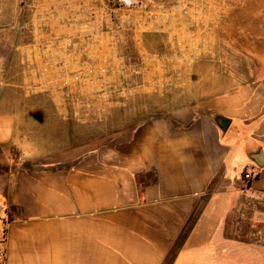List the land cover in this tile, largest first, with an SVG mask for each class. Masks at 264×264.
Returning <instances> with one entry per match:
<instances>
[{
	"label": "crops",
	"instance_id": "crops-1",
	"mask_svg": "<svg viewBox=\"0 0 264 264\" xmlns=\"http://www.w3.org/2000/svg\"><path fill=\"white\" fill-rule=\"evenodd\" d=\"M24 3L50 13L49 28L26 30L48 37L29 44L33 67L63 79L58 69L84 59L81 49L74 60L65 19L90 0ZM246 3L198 0L171 13L177 26L166 14L147 23L149 50L159 37L170 51L176 37L191 53L167 82H194V92L130 91L92 109L75 108L68 89L21 91L25 106L0 102L5 264H264V45L248 29L261 26L264 0H252V13ZM140 97L163 107L138 108Z\"/></svg>",
	"mask_w": 264,
	"mask_h": 264
},
{
	"label": "rangeland",
	"instance_id": "rangeland-1",
	"mask_svg": "<svg viewBox=\"0 0 264 264\" xmlns=\"http://www.w3.org/2000/svg\"><path fill=\"white\" fill-rule=\"evenodd\" d=\"M24 1L0 0V77L5 79L4 86L0 87V102L6 99L9 100L11 106H25L30 100L21 91L28 94L29 89L32 90L33 87L41 89L44 94L52 98L65 94L68 89L73 91L75 97L83 96L87 98L86 102L90 104L91 108L101 107L106 103L112 104L114 102L112 99L100 100V93L103 92L114 94L119 91H138V93L148 94L161 93L163 91L174 93L178 91L185 93L196 91L197 85L194 82L188 84L183 82L169 84L167 82L169 75H174L177 80L179 69L176 64L179 58H184L183 54L177 51L174 37L167 39L168 43L165 48L169 46L170 51L163 50V42L159 37H155L153 42H149L148 47H154V50H149L145 43V33L131 30L135 27V24L132 23L130 17L119 14L115 10L111 11L117 6L112 0H106L107 23L111 24L110 22H112L113 25H115L114 23L121 24V27L126 28L123 31V35L116 37L115 41H117V44L114 42L112 48L106 47L107 55L104 70L102 71L98 66L91 68L92 72L89 74L93 78L92 82L73 83L68 86L69 88H66L60 82V79L47 74L42 68L33 67L34 59L30 51L33 50V47H29V44L46 43L48 37H35L26 30L35 27L49 28L51 26L50 13L49 8L34 13V7L30 5L26 8ZM236 1L241 2V0ZM245 1L247 2L245 11H248V13L254 12L255 5L252 4V0ZM88 6H93L96 9L97 3H90ZM110 14L115 16L112 17ZM61 23L64 22L60 20L59 24ZM260 23L261 26L257 28L256 23L251 22L248 25V29H258L257 42L259 40V43L264 45V20H260ZM20 28L22 29L20 30ZM255 36L250 34L249 40L250 38L251 40L253 38L256 39ZM78 38V36L75 37V39ZM106 40L107 42L109 41L108 37ZM109 49L113 51H109ZM89 51V59L96 63L98 61L97 50H93L91 47ZM78 52H76V58L77 54H79ZM184 75H189L188 69ZM140 98L136 106L138 108H145L149 105L148 107L159 110L163 107L164 101L161 98ZM109 104L107 106L113 107ZM74 107H82L77 103L76 99L74 100ZM97 143L95 139V141L91 140L85 145L89 144L88 148H90ZM77 148L78 151H82V147ZM75 151L77 150L75 149Z\"/></svg>",
	"mask_w": 264,
	"mask_h": 264
},
{
	"label": "built area",
	"instance_id": "built-area-1",
	"mask_svg": "<svg viewBox=\"0 0 264 264\" xmlns=\"http://www.w3.org/2000/svg\"><path fill=\"white\" fill-rule=\"evenodd\" d=\"M115 5H117L115 8H113L111 11H117L119 14H123L126 17H130L133 24H135L133 27L134 31H140L142 33H146L147 31V23H151L153 21L161 19L162 16L165 14L168 16L170 15V19L174 18L176 21L177 26V14L172 16V12L174 10H180L182 11L184 9V6L186 10L188 7H193L194 4L198 0H163L164 4H157L154 0H112ZM162 1V2H163ZM97 3V8L88 5L90 3ZM90 3L87 4V10H81L78 13L74 14V16H69L65 21L69 24L71 27V34H73V44L74 47V55L76 57V52L81 51V49L84 52V59L79 60L78 62H74V67L70 70L58 69L59 73L64 74L68 72L67 76L63 79H60V82H62L63 86L66 88H69L68 86L72 85L73 83H88L93 81V78H91L90 74L92 72L91 68L98 66L99 68L104 70L106 66V47L112 48L113 44H117V41H115L116 37L118 35H123V31L126 28L121 27V24L114 23L115 25L107 23L106 19V0H90ZM83 6V7H84ZM189 10V9H188ZM170 13V14H169ZM112 16V14H110ZM113 15L112 17H114ZM189 16V15H188ZM111 17V20H112ZM65 18V17H63ZM157 23H161L159 20ZM132 24V25H133ZM132 28V27H131ZM170 32L172 33L175 31V29L170 26L169 27ZM169 32V33H170ZM173 35V34H172ZM78 36V39H75V37ZM108 37V42H107ZM176 41L177 51L179 53H182L183 56H190V54L187 52V50L179 49L180 42L177 41V38H174ZM108 43V44H106ZM92 47V49L97 50V58L98 61L94 63V61H91L89 59V49ZM116 47V46H115ZM117 49V48H116ZM115 49V50H116ZM112 49H109V51ZM79 51V52H80ZM113 51V50H112ZM78 52V53H79ZM115 52V51H114ZM188 56V57H189ZM77 58H74L76 61ZM44 72L47 74H50L54 77V73L57 69L52 68H42ZM53 71V72H52ZM52 73V74H51ZM58 73V74H59ZM0 75H1V68H0ZM84 81V82H82ZM5 79L0 77V87L2 88L4 86ZM32 89L40 90L37 87H33ZM125 91H119L115 92L114 94H108L106 92L100 93L101 97H99L100 100L106 101V100H113L114 102L111 104L106 103L104 106L101 107H111L107 106V104L114 106L116 101L113 97H116V95L122 94L125 96ZM118 97V96H117ZM80 98V99H79ZM75 97L73 98V101L76 99L77 103H79L83 108H90V104L86 102L87 98L82 97ZM81 107V108H82ZM101 107H94V108H101ZM244 179L246 180L247 184L253 180L254 176L251 172H245L243 175ZM6 259V251L3 246L2 241H0V264H5Z\"/></svg>",
	"mask_w": 264,
	"mask_h": 264
},
{
	"label": "water",
	"instance_id": "water-1",
	"mask_svg": "<svg viewBox=\"0 0 264 264\" xmlns=\"http://www.w3.org/2000/svg\"><path fill=\"white\" fill-rule=\"evenodd\" d=\"M218 124H219V127L224 131V130H226V128L228 126V121H226V119L225 120L222 119V122H220ZM255 156L257 158V161H259L261 163L263 162V161H261L262 160L261 152L256 153Z\"/></svg>",
	"mask_w": 264,
	"mask_h": 264
}]
</instances>
